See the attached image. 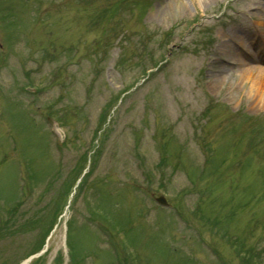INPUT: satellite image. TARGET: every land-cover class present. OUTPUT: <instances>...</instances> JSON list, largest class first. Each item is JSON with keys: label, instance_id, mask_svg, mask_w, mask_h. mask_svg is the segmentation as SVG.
Instances as JSON below:
<instances>
[{"label": "rangeland", "instance_id": "rangeland-1", "mask_svg": "<svg viewBox=\"0 0 264 264\" xmlns=\"http://www.w3.org/2000/svg\"><path fill=\"white\" fill-rule=\"evenodd\" d=\"M262 75L264 0H0V264H264Z\"/></svg>", "mask_w": 264, "mask_h": 264}, {"label": "bare ground", "instance_id": "bare-ground-1", "mask_svg": "<svg viewBox=\"0 0 264 264\" xmlns=\"http://www.w3.org/2000/svg\"><path fill=\"white\" fill-rule=\"evenodd\" d=\"M204 1H210V0H204ZM203 4H205V2H203ZM225 36V35H224ZM227 42V41H226ZM229 42V41H228ZM224 44V43H223ZM227 45L226 43L224 44V46ZM230 46V45H229ZM228 46V47H229ZM226 47V46H225ZM257 53V49H255L252 45V42H251V47L249 48V51L244 49L242 46H239L237 47V50L235 52H230L228 55H230V59H233V61L236 63V64H243L245 67V70H249L250 72L252 71H263L261 68L260 65H256L257 63H253L252 64V59L254 58V54ZM259 53V52H258ZM262 52H260L261 54ZM221 76L222 75H216L217 77V80L219 82H221ZM222 78H224L222 76ZM259 79L263 80L264 81V76H260ZM218 82V83H219Z\"/></svg>", "mask_w": 264, "mask_h": 264}, {"label": "water", "instance_id": "water-1", "mask_svg": "<svg viewBox=\"0 0 264 264\" xmlns=\"http://www.w3.org/2000/svg\"><path fill=\"white\" fill-rule=\"evenodd\" d=\"M55 128H56V127H55ZM155 201H156L158 204L162 205V206H166V205H167L165 199H164L162 196L156 198Z\"/></svg>", "mask_w": 264, "mask_h": 264}, {"label": "trees", "instance_id": "trees-1", "mask_svg": "<svg viewBox=\"0 0 264 264\" xmlns=\"http://www.w3.org/2000/svg\"><path fill=\"white\" fill-rule=\"evenodd\" d=\"M104 122H105V121H103L102 125L104 124ZM102 125H101V127H102ZM101 127H100V128H101ZM84 168H85V165L79 170V172H81ZM37 250H39V249H37ZM245 262H247V261H245Z\"/></svg>", "mask_w": 264, "mask_h": 264}]
</instances>
